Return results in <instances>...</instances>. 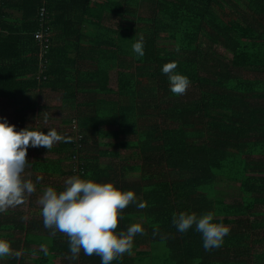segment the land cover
<instances>
[{"label": "trees", "instance_id": "1", "mask_svg": "<svg viewBox=\"0 0 264 264\" xmlns=\"http://www.w3.org/2000/svg\"><path fill=\"white\" fill-rule=\"evenodd\" d=\"M0 30V99L22 113L17 130L35 127L25 113L44 90L73 126L51 149H28L23 176L36 191L26 210L0 212L11 245L0 264H101L72 259L34 202L74 175L146 202L118 218L116 231L138 223L143 234L111 264H264V0H0ZM172 61L191 82L183 95L161 72ZM107 128L116 142H100ZM181 212L214 213L230 229L222 246L205 251L194 227L178 232Z\"/></svg>", "mask_w": 264, "mask_h": 264}, {"label": "clouds", "instance_id": "2", "mask_svg": "<svg viewBox=\"0 0 264 264\" xmlns=\"http://www.w3.org/2000/svg\"><path fill=\"white\" fill-rule=\"evenodd\" d=\"M132 50L138 57L144 56L142 37L132 45ZM177 66L175 61L168 62L161 72L168 77L170 92L183 95L191 82L186 75L175 71ZM44 120L47 122L46 114ZM62 139L54 128H48L46 134L33 125L16 130L15 125L0 117V212L24 203L26 194L36 191L35 184L23 176L28 166V149H51ZM39 203L44 228L50 229L52 235L57 232L67 235L72 259L83 251L86 256H99L101 264H111L124 253H130L134 237L143 234L138 223L130 225L126 231H116L118 218L123 219L122 211L127 206L136 203L143 209L146 202L137 203L134 191H122L111 182L99 183L74 175L66 179L61 191L46 187ZM214 220L212 212L200 216L181 212L174 214L173 225L180 233L194 227L202 236L203 248L208 251L222 246L230 231L223 222ZM10 252V242L0 238V259Z\"/></svg>", "mask_w": 264, "mask_h": 264}, {"label": "rangeland", "instance_id": "3", "mask_svg": "<svg viewBox=\"0 0 264 264\" xmlns=\"http://www.w3.org/2000/svg\"><path fill=\"white\" fill-rule=\"evenodd\" d=\"M162 44L167 45L166 47L168 49H171V48H169L170 43H162ZM216 50L222 54L224 53V50L220 47L216 48ZM227 56L230 57L229 55H227ZM236 73H237V75L242 74L244 76L247 75L249 77H252L254 75V73H250V72L246 73L245 71H241V70L236 71ZM32 99L37 100V98H35L34 96H32ZM38 102L40 103V106H35L34 109L25 113L26 121L25 120L24 121L26 123L28 122V123L34 124L36 128L41 129V131H43L45 134L47 133L48 128H54L58 132V134H60V135H65L72 129L73 126L71 127V126H69V124L65 125L62 122V120L66 116V113L64 111L60 112V110H59L60 105H61V100H60L59 95L51 93L48 90H44L42 92V96L39 98ZM42 105L44 107H47V108H44L42 110L41 114H38L37 112L40 111L39 108H41ZM20 114H22V113H18V115H16L15 109H14V106L12 103L6 102V101L0 99V117L6 118L11 125H15L16 130L20 125V122L18 121ZM45 114L47 115V122H45V120H44ZM25 122L23 124H25ZM109 130H110V128L105 129V131H106L105 134H107V136L104 138H101L100 142H102V143H114V142H116V139L108 133ZM104 149H108V147L107 146H101V148L99 150H104ZM48 156H50L51 158H53V157L55 158V155H53V154H49ZM106 161H107V159H103L101 162H102V164H106ZM222 187L223 188H221V187H219V188L223 189L225 192H227L229 194H234L237 192L238 184L236 183L234 185H232V184L229 185L228 182H222ZM42 194L43 193H41V194L39 193L37 200L34 201L36 204H38V206H41L39 203V200H40ZM228 198H230V197H228ZM27 203L24 201V203H22L18 206H20L21 209L26 210ZM11 208L15 209V207H11Z\"/></svg>", "mask_w": 264, "mask_h": 264}, {"label": "built area", "instance_id": "4", "mask_svg": "<svg viewBox=\"0 0 264 264\" xmlns=\"http://www.w3.org/2000/svg\"><path fill=\"white\" fill-rule=\"evenodd\" d=\"M36 37H37L39 40H41V39L44 38V35H42V34H37ZM48 46H49V43L46 44L44 47L42 46V49H43L44 52H48V50H47V49H48Z\"/></svg>", "mask_w": 264, "mask_h": 264}]
</instances>
